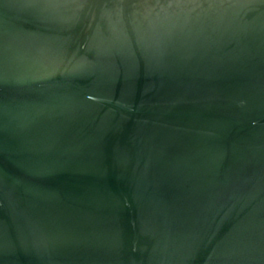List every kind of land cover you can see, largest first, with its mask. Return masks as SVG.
<instances>
[{"label": "water", "instance_id": "obj_1", "mask_svg": "<svg viewBox=\"0 0 264 264\" xmlns=\"http://www.w3.org/2000/svg\"><path fill=\"white\" fill-rule=\"evenodd\" d=\"M0 264H264V0H0Z\"/></svg>", "mask_w": 264, "mask_h": 264}]
</instances>
